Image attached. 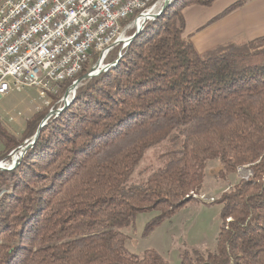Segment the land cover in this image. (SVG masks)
<instances>
[{
    "label": "trees",
    "instance_id": "trees-1",
    "mask_svg": "<svg viewBox=\"0 0 264 264\" xmlns=\"http://www.w3.org/2000/svg\"><path fill=\"white\" fill-rule=\"evenodd\" d=\"M214 1L173 0L116 64L78 86L17 167L0 169V264H169L158 250L130 251L122 229L138 212L159 208L152 228L194 199L214 158L220 173L250 174L220 198L216 248L186 251L182 264H264V37L247 51L200 53L192 33L184 34L185 9ZM247 1H234L204 26ZM99 56L48 93L20 136L0 122V160L10 161L45 115L64 105L67 88ZM152 149L159 164L141 168Z\"/></svg>",
    "mask_w": 264,
    "mask_h": 264
},
{
    "label": "built area",
    "instance_id": "built-area-1",
    "mask_svg": "<svg viewBox=\"0 0 264 264\" xmlns=\"http://www.w3.org/2000/svg\"><path fill=\"white\" fill-rule=\"evenodd\" d=\"M153 1L0 0V94L11 89L8 78L19 89L56 94L62 80L80 73L95 53L102 63L109 58L114 47L108 39L117 31L127 34L140 5L157 8L160 0ZM96 44H105V51H96Z\"/></svg>",
    "mask_w": 264,
    "mask_h": 264
},
{
    "label": "rangeland",
    "instance_id": "rangeland-1",
    "mask_svg": "<svg viewBox=\"0 0 264 264\" xmlns=\"http://www.w3.org/2000/svg\"><path fill=\"white\" fill-rule=\"evenodd\" d=\"M162 1L160 0V4L156 9L161 7ZM234 1L236 0H215L209 5L199 4L186 8L187 25L184 34L188 35L195 32L198 28L204 26L210 18L219 14ZM237 9L239 8L234 9L232 12ZM128 23L129 20L124 22V25ZM132 25L128 31L136 30V25ZM128 31L126 37L131 36ZM122 44L123 42L120 44V48ZM224 49H226L224 45L215 46L206 49L202 54L212 55ZM111 55L103 61V64L108 63ZM91 61H93L92 58ZM7 81L11 84V89L4 94H0V122L7 130L20 136L27 120L42 109L49 99L41 96L39 88L36 86H26L19 89L14 85L13 79L8 78ZM2 146L3 141L0 139V148ZM158 154L159 152L154 149L149 151L140 167L158 165ZM6 163L10 165L11 160L6 161ZM221 169V160L219 158L211 159L201 191L194 194V199L182 205L174 214L164 217L160 223L154 224L152 228L148 226L157 218L161 210L153 208L138 212L134 223L122 229L126 238V247L137 254H142L147 249L158 250L169 261V264H182V254L186 251L214 250L223 227L221 214L223 203L220 198L240 178L243 176L248 177L250 174L247 169L220 173Z\"/></svg>",
    "mask_w": 264,
    "mask_h": 264
},
{
    "label": "crops",
    "instance_id": "crops-1",
    "mask_svg": "<svg viewBox=\"0 0 264 264\" xmlns=\"http://www.w3.org/2000/svg\"><path fill=\"white\" fill-rule=\"evenodd\" d=\"M228 14L192 33L191 41L200 53L221 45L247 51L252 39L264 37V0H248Z\"/></svg>",
    "mask_w": 264,
    "mask_h": 264
},
{
    "label": "water",
    "instance_id": "water-1",
    "mask_svg": "<svg viewBox=\"0 0 264 264\" xmlns=\"http://www.w3.org/2000/svg\"><path fill=\"white\" fill-rule=\"evenodd\" d=\"M173 0H163L162 1V5L159 9L156 8H151V9H155V10H151L148 9L142 13H140L134 20V23L136 25V31L133 35L129 36L127 39V43L126 44H122L121 48H120V54L119 57L113 61V62H108L106 64H103L102 61L98 60L90 69V71H88L87 73H85L84 75H82L81 77H79L78 79H76L66 90L65 95L63 97V101H64V105L58 108H52L46 115L45 117L41 120L39 128L36 132V134L32 137H30L29 139H27L26 141H24L22 143V145H20L18 147V150L15 149L12 153H11V163L10 165H8L6 163V160H1L0 161V169H4V170H11L15 167L18 166L20 159L22 158V156L26 153V150L31 147L36 140L39 137L40 131L42 129V127L46 124V122L53 116L60 114V112L62 110H64L73 100V98L75 97L76 93H77V88L78 86L84 81V80H88L90 78H93L95 76L100 75L101 73H103L104 71L108 70L109 68H111V66H113L114 64H116L121 56L122 50L131 44V42L133 41V39L135 37L138 36V34L144 29V27L146 26V24L156 18H158L163 12L164 10H166L169 5L172 3Z\"/></svg>",
    "mask_w": 264,
    "mask_h": 264
},
{
    "label": "bare ground",
    "instance_id": "bare-ground-1",
    "mask_svg": "<svg viewBox=\"0 0 264 264\" xmlns=\"http://www.w3.org/2000/svg\"><path fill=\"white\" fill-rule=\"evenodd\" d=\"M158 8V7H157ZM146 10H148V4H141L140 5V13H142V12H144V11H146ZM152 11L153 10H155V9H151ZM124 39H126V32L125 31H117L116 33H114L113 34V36L112 37H110L109 39H108V47H115V46H117V45H119V44H121L122 43V40H124ZM126 42H127V39L124 41V44H126ZM96 51H105V44H96ZM119 54H120V52H119ZM77 74H70V75H67V77H66V79H63L62 80V82L64 81H66L67 79H72V78H74L75 76H76ZM59 92V90H57V93ZM37 141V140H36ZM34 145V144H33ZM32 145V146H33ZM31 146V147H32ZM30 148V147H29ZM28 148V149H29ZM27 149V150H28ZM26 150V151H27ZM24 156V155H23ZM22 156V157H23ZM22 159V158H21ZM20 159V160H21ZM20 163V162H19ZM19 165V164H18Z\"/></svg>",
    "mask_w": 264,
    "mask_h": 264
}]
</instances>
